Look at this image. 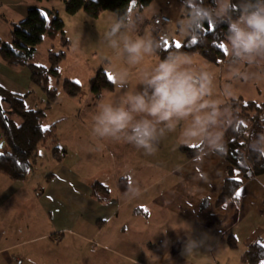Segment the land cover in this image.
Instances as JSON below:
<instances>
[{
    "label": "crops",
    "instance_id": "0c3cea01",
    "mask_svg": "<svg viewBox=\"0 0 264 264\" xmlns=\"http://www.w3.org/2000/svg\"><path fill=\"white\" fill-rule=\"evenodd\" d=\"M4 7L15 24L32 8L48 17L50 12L58 14L69 42L64 47L59 39L58 53L66 54L61 79L80 84L82 92L71 100L62 97L65 106H57L63 111L53 121L59 157L51 148L41 149L22 181L0 173V264H242L250 247H264V175L247 179L208 149L188 159L182 147L202 144L174 142L169 133L153 155L92 135L99 104L118 101L124 94L115 86L114 71L127 69L129 87L135 88L141 74L160 60L153 55L128 66L107 46L105 34L115 14L104 12L97 19L83 12L71 16L65 0H0V9ZM133 12L142 16L139 35L149 27L154 30L152 20L162 14L147 16L136 5ZM4 22L7 41L13 42L8 20ZM0 68L14 76L12 80L0 73L2 88L18 95L30 91L16 80L13 69ZM100 69L113 77L115 90L96 100L89 83ZM228 178L241 182L242 194L217 206ZM121 179L129 181L128 189L120 188ZM96 183L106 190H94ZM135 190L138 194L133 195ZM229 237L236 239V248L229 246ZM190 239L200 246L188 252Z\"/></svg>",
    "mask_w": 264,
    "mask_h": 264
},
{
    "label": "clouds",
    "instance_id": "9594fccd",
    "mask_svg": "<svg viewBox=\"0 0 264 264\" xmlns=\"http://www.w3.org/2000/svg\"><path fill=\"white\" fill-rule=\"evenodd\" d=\"M184 18L177 22L181 36H190L204 25H226L225 46L234 66H256L264 61V0H183ZM142 16L137 12L113 19L105 34L107 46L123 57L128 66L140 65L156 55L160 43L152 36L139 35ZM248 79L247 73H236ZM115 86L124 90L118 101H102L93 115L92 135L133 145L147 155L158 150L159 142L179 125L182 143H199L212 152L223 153V129L232 120L225 102L216 98L215 76L193 65L182 51L169 53L144 71L135 88L129 87L127 69L114 71ZM222 95H233L225 84ZM247 148L264 158V132L250 137ZM138 194V190L133 195ZM200 241L190 239L191 252Z\"/></svg>",
    "mask_w": 264,
    "mask_h": 264
},
{
    "label": "trees",
    "instance_id": "16d2710c",
    "mask_svg": "<svg viewBox=\"0 0 264 264\" xmlns=\"http://www.w3.org/2000/svg\"><path fill=\"white\" fill-rule=\"evenodd\" d=\"M154 1L65 0V10L68 15L73 16L83 12L92 19L99 18L104 12L113 13L118 17L130 14L135 5L144 10ZM212 3L213 0H208V4L212 5ZM225 32L226 25L205 23L196 34L190 35L179 49L173 44L166 47L164 42L156 38L160 43V49L156 55L163 59L174 51L194 52L208 62L219 64L226 58ZM58 37L61 38L64 47L69 46L64 21L58 14L50 12L48 17L42 10L32 8L22 21L13 25V42L0 40L2 60L15 67L28 68L32 85L39 88L47 100L45 107L30 108L28 100L32 97L34 90L25 95H18L0 86V132L3 143L0 150V173L13 181L26 179L35 167L41 149L51 148L56 157L60 156L59 148L56 146L55 124H46L48 112L59 98L57 88H51V81L57 80L65 94L71 98L78 97L82 92L80 84L61 79L60 66L66 58L65 52L50 53L48 67L32 63L37 48L47 38L54 40ZM108 77L105 70L100 69L90 80L89 89L94 99H99L104 92L115 90L113 81ZM225 106L230 108L233 120L224 127L225 151L218 154L224 157L232 167L240 169L247 179L264 175V158L247 148L250 137L264 132V105L253 101L245 102L242 98H238ZM205 150L204 145L182 147L188 159L198 157ZM119 185L122 190H126L129 188V181L121 179ZM93 188L106 190L99 183H96ZM241 188V182L228 178L217 206L238 200L235 192ZM228 242L231 248L237 247V241L233 237H229ZM263 261L264 247L261 244L250 247L242 257V264H263Z\"/></svg>",
    "mask_w": 264,
    "mask_h": 264
},
{
    "label": "rangeland",
    "instance_id": "374dc122",
    "mask_svg": "<svg viewBox=\"0 0 264 264\" xmlns=\"http://www.w3.org/2000/svg\"><path fill=\"white\" fill-rule=\"evenodd\" d=\"M203 2L208 4V0H203ZM182 3L183 0H155L150 6L145 8L144 9L146 13L145 15L151 16L152 14L162 13V15H165L171 19V23L165 24L161 26L159 29H155V30L149 27L147 30L146 29L142 30L144 31L143 35L149 34L153 38L159 39L160 42L165 43L166 47L170 46L171 44L175 45L176 43H180L181 45L184 44L189 36H181L177 29V22L183 19L185 15L184 10H182L181 8ZM137 13L139 14V12ZM9 18L10 17L7 8L4 7L3 9H0V39L3 41L8 40L7 35L9 30L8 26H6L4 21L8 20L9 27L11 30L13 28V24H15L12 23L13 21L10 20ZM59 39L60 37L57 38V42H53L52 39H46L45 43L38 48V52L34 56V60L32 61V63L40 66L48 67L49 53L47 50L48 48H50V50L53 53H58L59 42H60ZM7 42L12 43V41H7ZM224 47L226 52V58L220 61L219 64L208 62L207 60H205L200 55L194 52H190L188 54L192 57L193 65L195 67L208 70L214 74L216 98L223 100L225 102V105L230 103L233 99H238V98H242L245 102L253 101V102H257L258 104L264 105V61L260 62L256 66H249L246 64L240 66H234L230 63L226 46ZM0 66L13 69L17 73L16 80L19 82L22 81L23 85L26 84L30 91L34 90L32 97H30L28 100V106L30 108H42L46 106L47 103L46 96L39 88L35 87L30 82L28 68L15 67L9 65L8 63L4 62L1 57H0ZM0 73H2L4 77L7 75L10 76L12 80L14 79L13 75L8 73L7 71L6 72L3 71L1 68H0ZM236 73H247L249 75V78L244 79L243 76H237ZM225 84L232 85L233 95L231 97H224L222 95ZM51 88H57L60 91H59L58 102L54 103L52 105L53 110L52 111L50 110L48 112L46 124H50V125L53 124V121L55 119H59L63 115V111L58 110L57 108V106L61 104L62 106H65L63 103H61L63 101L62 97H66L65 99L71 100V97H69L67 94L64 93L61 85L58 83L57 80L53 79L51 81ZM263 120H264V116H263ZM177 132L178 131L169 133L174 142L181 141L179 140L180 138H178L179 133ZM1 148H2V140L0 139V150Z\"/></svg>",
    "mask_w": 264,
    "mask_h": 264
},
{
    "label": "built area",
    "instance_id": "2783aa9c",
    "mask_svg": "<svg viewBox=\"0 0 264 264\" xmlns=\"http://www.w3.org/2000/svg\"><path fill=\"white\" fill-rule=\"evenodd\" d=\"M169 23H171V19L162 14L154 17L152 20V25L154 27V30L159 29L161 26Z\"/></svg>",
    "mask_w": 264,
    "mask_h": 264
},
{
    "label": "snow or ice",
    "instance_id": "6c2138e0",
    "mask_svg": "<svg viewBox=\"0 0 264 264\" xmlns=\"http://www.w3.org/2000/svg\"><path fill=\"white\" fill-rule=\"evenodd\" d=\"M175 47L177 49H179L181 47V44L180 43H176ZM108 79L112 80L113 77L109 76ZM194 147H195V145H194ZM241 194H242V190H238V191L235 192V197L238 199L241 196Z\"/></svg>",
    "mask_w": 264,
    "mask_h": 264
}]
</instances>
